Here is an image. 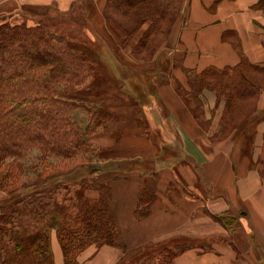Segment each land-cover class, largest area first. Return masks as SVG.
Wrapping results in <instances>:
<instances>
[{
  "label": "rangeland",
  "instance_id": "rangeland-1",
  "mask_svg": "<svg viewBox=\"0 0 264 264\" xmlns=\"http://www.w3.org/2000/svg\"><path fill=\"white\" fill-rule=\"evenodd\" d=\"M106 5L100 13L91 0H76L66 10L35 5L31 0H0V28L10 26L34 30L46 26L47 32L59 40L62 48L86 58L82 77L79 80L73 78L66 92L62 85H58L57 91L58 95L80 105L69 110L83 135L84 149L69 159L58 153L44 155L39 150H31L18 161L21 168H17L15 177L0 180V208L5 210L15 206L18 192L24 195L23 198L30 199L59 186L76 185L87 200L102 202L109 208L111 220L118 226L120 233L115 243L96 240L89 244L78 255L80 264L85 251L89 248H92L91 251L100 250L104 246L123 252L118 264H143L149 257L158 260L156 257L162 253L165 264H174L173 258L168 261L173 252L169 256L167 251L176 249L182 254L196 245L195 241L179 238L132 247L128 245L126 233L118 225L112 209L113 190L118 187L117 183L133 178L130 177L132 172L140 174V178L150 175L153 170L150 165L155 160H115L112 157L128 155L130 148H149L152 141L157 148H179L175 139H169L160 129V121H157L156 112L160 109L156 105L159 84L171 81L177 83L179 94L185 97L200 127L214 143L233 137L238 147L250 150L256 126L262 118L258 122L255 120L257 105L254 97L240 99L238 92L230 89L234 83L237 86L238 79L227 77L212 81L206 74L204 77L190 78V74L184 72L186 81L182 84L172 73L174 67L181 65L179 60H175L172 65L168 53L174 46L171 35L181 17L183 0L178 15L172 4L170 11L174 15L170 18L173 21L160 22L154 27V20L151 19L147 21L148 25H145L147 22L140 24L142 14L147 11L142 13L133 10L127 14L123 11L125 14H118L115 9H106ZM106 17H113L114 21ZM144 26L147 27L141 34ZM127 32L134 33L129 36ZM50 69H39L35 74L38 82L34 81L32 85L36 86L42 78L48 77ZM209 97H212L211 100ZM152 115L156 117L154 123L151 121ZM243 144L245 146H241ZM159 156L163 158L166 153L161 152ZM2 163L0 174L4 176L13 158H7ZM153 198V192L145 186L140 187L135 211L137 220H143L148 212L147 205ZM226 223L233 224L230 221ZM51 248L54 264H65L57 233ZM253 252L258 262H261L264 258L261 249H253Z\"/></svg>",
  "mask_w": 264,
  "mask_h": 264
},
{
  "label": "crops",
  "instance_id": "crops-1",
  "mask_svg": "<svg viewBox=\"0 0 264 264\" xmlns=\"http://www.w3.org/2000/svg\"><path fill=\"white\" fill-rule=\"evenodd\" d=\"M75 1L31 0L62 10ZM107 1L91 3L101 13ZM171 39L172 65L175 60L181 62L172 73L182 84L186 70L232 68L243 57L264 68V0H183ZM177 87L174 81L158 85L156 117L160 129L179 148H157L152 141L149 148H130L128 155L112 157L155 160L150 175L140 178L132 172L133 178L117 183L112 197L114 217L132 247L179 238L195 241L174 264H264V258L258 262L253 252L260 248L264 256V90L257 97L255 113V120L262 121L247 150L238 147L233 137L212 142ZM156 117L152 115L153 123ZM161 152L166 156L160 158ZM141 186L153 192L154 199L139 221L135 211ZM220 218L233 224L222 223ZM55 236L52 231L51 244ZM91 249L79 258L82 264H118L123 258L118 248Z\"/></svg>",
  "mask_w": 264,
  "mask_h": 264
},
{
  "label": "trees",
  "instance_id": "trees-1",
  "mask_svg": "<svg viewBox=\"0 0 264 264\" xmlns=\"http://www.w3.org/2000/svg\"><path fill=\"white\" fill-rule=\"evenodd\" d=\"M181 3L182 0H108L106 9H115L118 14L147 11L142 14L140 24L151 19L154 27L160 22L173 21L170 18L172 4L178 15ZM106 18L114 21L113 17ZM85 59L75 51L62 48L46 26L34 30L0 28V165L4 164L3 160L13 158L4 176L0 174L1 181L16 176L17 168H21L18 161L31 150H39L44 155L58 153L69 159L84 149L83 135L69 110L80 105L58 95L57 91L58 85H62L66 92L73 78L82 77ZM41 68H52L50 75L42 78L40 84L32 85L38 82L35 74ZM186 72L190 78L206 74L212 81L227 77L238 79L237 86L234 83L230 89L238 92L240 99L254 97L257 102L259 93L264 90V68L251 64L245 57L236 67ZM180 96L190 109L185 97L181 93ZM17 194L15 206L0 208V264H54L52 231L60 239L65 264H80L78 255L96 240L115 243L120 237L109 208L102 202L87 200L76 185L59 186L30 199L23 198L20 192ZM220 221L229 220L220 218ZM180 253L170 249L168 261ZM162 255L156 257L159 261L149 257L143 264H165Z\"/></svg>",
  "mask_w": 264,
  "mask_h": 264
}]
</instances>
